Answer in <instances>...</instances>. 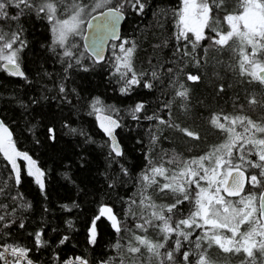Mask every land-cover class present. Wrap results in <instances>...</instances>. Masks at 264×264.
I'll return each instance as SVG.
<instances>
[{
	"label": "snow or ice",
	"instance_id": "snow-or-ice-1",
	"mask_svg": "<svg viewBox=\"0 0 264 264\" xmlns=\"http://www.w3.org/2000/svg\"><path fill=\"white\" fill-rule=\"evenodd\" d=\"M0 74V264H264V0H0Z\"/></svg>",
	"mask_w": 264,
	"mask_h": 264
},
{
	"label": "trees",
	"instance_id": "trees-1",
	"mask_svg": "<svg viewBox=\"0 0 264 264\" xmlns=\"http://www.w3.org/2000/svg\"><path fill=\"white\" fill-rule=\"evenodd\" d=\"M155 2L157 4H159L161 7H164V6H170V5L174 4L175 3V0H155ZM147 19L150 20L151 17L149 16ZM142 26L143 25H141V27ZM133 27H135L134 24H125V25H123L122 30L130 33L132 31V28ZM42 32H43L42 26L39 23H37L35 25L34 29L32 30V34H31V37L30 38H33V39H41L42 38V36H41V33ZM92 83L94 85L95 84H98L99 83V77L93 78L92 79ZM15 87H17V85L13 81L12 78H5L3 76V74H0V93H3L4 96L6 97L7 94H8L7 93V89H11V88H15ZM101 91H103L102 88H101ZM202 91H203V89L198 90L197 95H199L200 92H202ZM5 106H6V100L0 99V108H4ZM165 147H168L167 143H165ZM137 155H138V153H137ZM62 183L63 182L61 181V184ZM58 191L60 192L61 195L65 194V189L63 187H59L58 188Z\"/></svg>",
	"mask_w": 264,
	"mask_h": 264
}]
</instances>
